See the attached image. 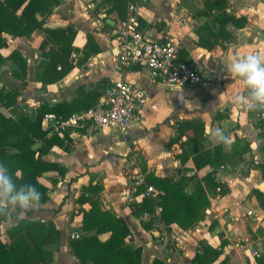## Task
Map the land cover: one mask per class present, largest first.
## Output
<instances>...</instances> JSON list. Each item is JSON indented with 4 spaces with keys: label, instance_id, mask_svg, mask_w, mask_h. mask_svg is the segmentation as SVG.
<instances>
[{
    "label": "crops",
    "instance_id": "crops-1",
    "mask_svg": "<svg viewBox=\"0 0 264 264\" xmlns=\"http://www.w3.org/2000/svg\"><path fill=\"white\" fill-rule=\"evenodd\" d=\"M134 1L144 37L160 42L176 39L181 46L180 59L191 63L200 75L213 76L212 83L172 87L153 80L145 68H122L113 54L120 20L115 14L106 15L110 5L104 0H58L47 15L36 16L43 28L70 26L76 31L70 57L74 67L56 83L44 85L40 81L46 62L39 50L40 42L46 39L42 31L34 30L28 37L3 34L7 45L0 49L4 58L0 89L16 93L14 105L4 107L0 103V114L6 118L18 120L23 116L34 121L42 104H66L62 112L78 113L83 110L80 92L96 91L100 96L106 85L117 80L144 90L146 105L124 130L59 137L62 144L52 145L42 155L44 162L57 168L37 178L47 189V200L40 204L38 213L23 215L16 209L11 215H0V240L9 243L7 230L19 222H52L59 236L47 247L48 264H81L70 242L94 232L82 230V214L91 207L84 200L87 198L96 201L100 211L126 224L130 234L124 239V247L140 249V264H152L154 259L163 264H190L196 252L201 253L200 245L220 251L209 264H257L256 259L264 254V208L254 193L264 194V125L256 118L258 109L248 110L232 103L235 94L246 91L239 80L227 75L224 66L219 71L229 53L264 52V0H226L227 15L246 18L240 29L231 23L220 29L212 0ZM224 31L231 34L229 39L224 38ZM88 35L99 49L96 54L86 49ZM12 51L25 60L23 71L16 70L7 59ZM193 121L204 127L201 148H193L191 130L169 143L176 137L180 123ZM40 127L46 131L41 124ZM216 127L227 129L233 139L230 148L211 138L209 130ZM52 136L55 135L46 131V138ZM41 145L37 141L33 148ZM216 146L222 148L219 157L223 162L212 175L227 189L224 195L206 181L213 167H195L197 157ZM16 153L12 147L0 149L3 156ZM186 156L182 162L180 157ZM142 167L156 177L170 178L187 194H194L195 183L199 182L209 200L204 217L185 230L176 224L165 226L158 207L163 192L155 188L161 195L150 197L145 195V189L135 193V179L138 175L144 178ZM143 198L152 199L154 211L135 217L130 206L141 203ZM109 237L110 232L104 231L97 240L102 243Z\"/></svg>",
    "mask_w": 264,
    "mask_h": 264
},
{
    "label": "trees",
    "instance_id": "trees-1",
    "mask_svg": "<svg viewBox=\"0 0 264 264\" xmlns=\"http://www.w3.org/2000/svg\"><path fill=\"white\" fill-rule=\"evenodd\" d=\"M58 0H3L0 1V49L6 47V39L3 34H11L16 37H28L34 30H40L45 38L39 44V50L46 62L42 66L40 81L49 85L62 80L72 69L71 54L73 52L72 42L76 31L68 26L66 28L47 29L43 28V22L37 19V15H47L57 4ZM109 4L106 15L115 14L118 20H123L126 13L127 0H104ZM212 6L218 12L216 22L220 29L227 23H231L236 29L243 28L246 24L245 17H234L227 15L225 9L228 4L226 0H212ZM19 13L17 14V12ZM225 39L231 34L222 33ZM86 49L91 53H98L99 49L93 46L90 35L86 38ZM7 59L14 63L18 71L26 68V62L17 51H12ZM4 58L0 55V67ZM81 108L87 109L93 106L99 93L96 91L80 92ZM16 93L14 90L5 91L0 89V103L4 107L14 105ZM58 104L48 107L42 104L38 107L34 121L20 116L18 120L6 118L0 114V149L12 147L17 150L11 157L0 155V163L6 165L17 185L29 183L36 186L42 194L40 204L47 200V189L37 182V178L49 169L57 168L56 165L48 164L42 160L52 145H61L59 136L46 138V131L40 127V121L44 114L54 113L63 117L72 113L62 112L63 106ZM178 132L175 138L169 143H175L184 134L191 130L193 137L191 143L196 150L201 148L200 141L203 138V124L199 121L182 122L178 125ZM40 141L42 145L33 148L35 143ZM222 148L213 147L202 152L195 161V167L209 165L214 168L207 176L206 181L213 189L224 195L227 192L225 187L215 182L216 166L223 161L219 157ZM193 151V150H192ZM191 152V151H190ZM36 153L37 156H36ZM185 161L186 157H180ZM144 173L143 184L138 186L136 194L144 191L146 186H153L161 190L163 195L158 207L160 209V221L167 227L176 224L180 229L185 230L200 221L209 207V200L199 182L195 183V193L187 194L184 188L173 182L170 178L156 177L151 173ZM254 197L260 206L264 208V194L255 192ZM90 203V209L82 214V230L85 232L94 231L92 235H86L70 242V249L73 255L81 264H140V249L130 250L124 247V239L130 232L126 224L109 212H102L97 207L96 201L84 199ZM131 213L139 217L143 213L154 211V203L151 198H143L139 204H131ZM108 231L110 237L105 242H99L97 235ZM9 243L0 240V264H48L50 253L47 247L58 241L59 232L52 222L22 221L7 230ZM190 264H209L214 260L220 251L209 246L200 245ZM214 255H212V254ZM212 256V258H211ZM257 264H264V254L256 259ZM152 264H163L159 259H154ZM218 264H224L220 262Z\"/></svg>",
    "mask_w": 264,
    "mask_h": 264
},
{
    "label": "built area",
    "instance_id": "built-area-1",
    "mask_svg": "<svg viewBox=\"0 0 264 264\" xmlns=\"http://www.w3.org/2000/svg\"><path fill=\"white\" fill-rule=\"evenodd\" d=\"M115 34L113 54L122 68H145L153 80L172 87L210 84L214 79L210 75H200L191 63L180 59L181 46L176 39L160 42L145 38L139 30L138 8L134 0H127L125 18L117 24ZM145 105L144 90L117 80L104 87L93 106L66 117L46 113L40 124L48 134L61 138L65 134L90 135L104 129L121 131L137 119ZM256 118L264 125V108L258 109ZM141 184L143 177L138 175L133 186L136 188ZM156 194L160 192L153 186L145 187L146 196Z\"/></svg>",
    "mask_w": 264,
    "mask_h": 264
},
{
    "label": "clouds",
    "instance_id": "clouds-1",
    "mask_svg": "<svg viewBox=\"0 0 264 264\" xmlns=\"http://www.w3.org/2000/svg\"><path fill=\"white\" fill-rule=\"evenodd\" d=\"M223 66L227 75L233 80H239L246 91V94H235L232 103L243 105L248 110L264 108V52L242 55L229 53L225 56ZM180 99L185 103L182 96ZM209 133L216 143L231 147L233 139L225 127L210 129ZM41 198L42 194L35 185H17L8 167L0 163V215H11L16 209L23 215L38 213Z\"/></svg>",
    "mask_w": 264,
    "mask_h": 264
},
{
    "label": "water",
    "instance_id": "water-1",
    "mask_svg": "<svg viewBox=\"0 0 264 264\" xmlns=\"http://www.w3.org/2000/svg\"><path fill=\"white\" fill-rule=\"evenodd\" d=\"M108 23H110L109 21H108ZM223 63H224V61H222V64H221V68H220V71L219 72H221L222 71V69H223ZM217 75H219V73L217 74Z\"/></svg>",
    "mask_w": 264,
    "mask_h": 264
}]
</instances>
